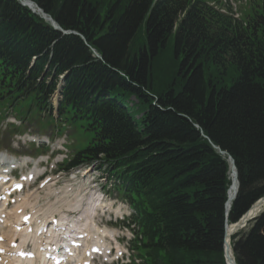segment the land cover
Masks as SVG:
<instances>
[{
	"label": "trees",
	"instance_id": "trees-1",
	"mask_svg": "<svg viewBox=\"0 0 264 264\" xmlns=\"http://www.w3.org/2000/svg\"><path fill=\"white\" fill-rule=\"evenodd\" d=\"M32 1L77 35L0 0L2 78L46 110L64 77L59 115L92 137L66 170L116 173L130 264H226L227 225L264 198V0L243 21L208 0ZM231 246L236 264H264V211Z\"/></svg>",
	"mask_w": 264,
	"mask_h": 264
},
{
	"label": "rangeland",
	"instance_id": "rangeland-1",
	"mask_svg": "<svg viewBox=\"0 0 264 264\" xmlns=\"http://www.w3.org/2000/svg\"><path fill=\"white\" fill-rule=\"evenodd\" d=\"M230 1L233 2V0ZM233 3L237 4L239 14L243 16L249 13L251 9L250 5H252L253 0H234ZM171 55L172 49L168 51L167 57L171 58ZM163 62L167 65L164 59L162 61V64ZM5 92L6 90L3 89L0 82V113L2 116L0 118V150H2L3 148H9V151L22 156H36L37 154H49L47 156H51L52 154H54V158L57 161L61 162L62 157L57 156V151L54 152V150H56L55 147L57 143L51 146L52 150L50 152L43 150L36 151L34 145H30L29 148L28 146H24L23 144L18 145V143L14 142L13 134H7L9 131H4L5 124L1 119L5 114V110L13 107L16 117L19 120H25L29 125L27 126V128L32 129L35 134L39 133L40 137L51 135L53 133L56 135L58 133L55 125L53 126L54 121L51 120V118L41 119V115H39L33 105L32 98L21 100L17 104H14L13 101L17 96L12 95L11 98H9L8 96H4V98L2 99L1 96L5 94ZM14 128L15 127H12L11 129L15 130ZM25 131L26 130L24 129H19L20 133ZM64 131L65 130L63 129L61 131V134ZM77 131L78 132H73L70 134V142H74V146L78 150L85 149L89 145L92 137L90 136V134L84 132L81 129H77ZM66 133L68 134L69 131H66ZM62 135L66 136L65 133H63ZM40 140H42V138H40ZM44 140L47 139L44 138ZM35 165L36 163H33L32 167H34ZM43 166L47 167L48 173L54 177V180L49 184V187L38 188L37 185L26 192L30 195H33V197L30 199V201L33 202V205L29 207V209L39 206L43 213L47 212L51 215V212L53 210V215L61 216L62 218H72V216H75L77 218L81 213H84V211L87 210V206L90 207L93 199L95 198L96 192L102 191L105 194L110 195L108 193L110 187L106 188L107 181L105 180V172L101 171L99 174H93V172H87L83 170L73 172L70 175L66 176L63 173L57 172V163H55V160L50 161L49 163H44ZM42 169L45 171V168ZM23 170H21L20 172H23ZM57 174H59L58 177H55ZM110 197L111 204L114 205V212H117L120 208H122V203L120 200L117 201L116 195H114L113 193H111ZM76 203H80L79 210L73 208ZM123 210L124 214L130 213V210L127 206H124ZM47 213L44 215H47ZM76 213H78L79 215ZM40 214L42 215V213ZM116 229L121 233L119 241L121 244V248L123 249V255L125 258H128L130 253L131 255H133L132 252H129V246L127 244L128 240L133 238L132 232L126 229L123 225L118 226V224L116 225Z\"/></svg>",
	"mask_w": 264,
	"mask_h": 264
},
{
	"label": "bare ground",
	"instance_id": "bare-ground-1",
	"mask_svg": "<svg viewBox=\"0 0 264 264\" xmlns=\"http://www.w3.org/2000/svg\"><path fill=\"white\" fill-rule=\"evenodd\" d=\"M2 163L8 164V165L14 164V163H11L8 161L4 162V159L0 158V164H2ZM39 174L40 173L38 170L35 171V175H39ZM231 181H232V185H231V187L229 189V193H228L229 198H232L234 193H235V177L233 175V171L231 172ZM27 198H28V196H27ZM27 207H28L27 200H25V199L22 200L10 211V213H9L10 220L8 219L4 223L0 222V239L3 238L5 240L3 243L0 242V250L5 251V254L3 256H1L3 261L0 264H18V263H15V261L11 258V251H8L9 247L12 244H14L17 247V249H20L22 246V244L18 245V240H16V234L14 232L12 225H11V222L16 221L18 211L25 209ZM47 215H44L45 218H47ZM32 221L33 220H31V223H32ZM89 227L91 228V225ZM43 229H44L43 226H39V224L37 222L35 224H30L28 227H26V229L24 231L25 234H27V238L24 242H28L29 240H31L32 242L37 243V244L41 243L42 237H37V234L40 232L42 235H44ZM30 230H32L31 233H30ZM96 230L99 232H102L103 236H108V235L109 236L111 235L112 237L114 236V233L112 231L107 230V229H104L101 231L99 228H96ZM68 232H70V229ZM69 236H71V235H69ZM229 243H230V240H229ZM231 255H232V253L230 252V254L228 255V264H232L231 263V259H232Z\"/></svg>",
	"mask_w": 264,
	"mask_h": 264
},
{
	"label": "water",
	"instance_id": "water-1",
	"mask_svg": "<svg viewBox=\"0 0 264 264\" xmlns=\"http://www.w3.org/2000/svg\"><path fill=\"white\" fill-rule=\"evenodd\" d=\"M24 5L30 6L29 3H24ZM49 20L52 22V24L55 26L56 29L61 30L60 27L55 25V22L52 19L49 18ZM222 154H224V153H222ZM230 163L232 166L233 175L235 177V193H234L232 198H229L228 209L230 208L231 203L235 200L237 193H238V174L236 171L235 162L232 159H230ZM263 210H264V198L262 200H260L257 204H255L252 207V209L237 224L227 227V229H226V242H225L226 263H228V255L231 252L232 253L231 263L236 264L235 259H234V255H233V250H232L230 243H229V240H231L230 237L236 235L242 229H244L248 225V223L250 221L254 220Z\"/></svg>",
	"mask_w": 264,
	"mask_h": 264
}]
</instances>
